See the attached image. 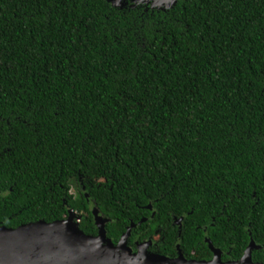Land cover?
<instances>
[{
    "label": "trees",
    "instance_id": "16d2710c",
    "mask_svg": "<svg viewBox=\"0 0 264 264\" xmlns=\"http://www.w3.org/2000/svg\"><path fill=\"white\" fill-rule=\"evenodd\" d=\"M126 2L0 0V224L95 235V207L114 242L238 260L264 244V0Z\"/></svg>",
    "mask_w": 264,
    "mask_h": 264
},
{
    "label": "water",
    "instance_id": "95a60500",
    "mask_svg": "<svg viewBox=\"0 0 264 264\" xmlns=\"http://www.w3.org/2000/svg\"><path fill=\"white\" fill-rule=\"evenodd\" d=\"M114 6H123L126 0H107ZM149 3L151 7L169 8L176 0H131ZM97 228L95 235L79 227L80 215L69 209L64 218L52 222L40 219L16 227L0 224V264H264L254 262L251 252L264 248L251 240L238 261L223 262L220 250L209 242L213 256L210 260H187L179 252L176 258L152 254L140 248L137 252L127 246L134 223L127 226L117 243L106 234L103 217L95 207L92 210ZM143 222V219L139 221ZM150 242V241H149Z\"/></svg>",
    "mask_w": 264,
    "mask_h": 264
},
{
    "label": "flooded vegetation",
    "instance_id": "af4514ba",
    "mask_svg": "<svg viewBox=\"0 0 264 264\" xmlns=\"http://www.w3.org/2000/svg\"><path fill=\"white\" fill-rule=\"evenodd\" d=\"M149 206H150V208L152 207L151 205H149ZM77 215H79V214H77ZM179 223H180V221H179ZM134 226H135V224L133 225V227ZM157 233H158V235H160L159 232H157ZM129 241H130V236L127 239V246L132 250V252H137L140 248H144V250L149 252V253L158 254L160 256H164V257H167V258H170V259L178 257L179 252L182 253L179 243H176V246H175L176 252L174 254H172V255L162 254L161 251H160V246L164 245L166 243V242H162L163 241V237L161 239H157V240H154L153 238H148V239H143V240L134 239L133 242H129ZM114 243L116 244L117 241L114 242ZM207 243H208V246L210 247L209 242H207ZM257 245H264V244H257ZM214 248H217V247H214ZM217 249L220 250V258H221V260L223 262L238 261L242 257L241 256L238 260H233V259H226L225 260V259L222 258V254H223L222 250L220 248H217ZM212 256H213V254H212ZM185 259L192 260L191 258H185ZM208 260H210V259H208ZM261 263H263V262H261ZM204 264H208V263H204Z\"/></svg>",
    "mask_w": 264,
    "mask_h": 264
}]
</instances>
